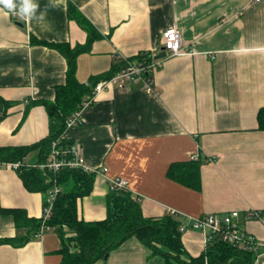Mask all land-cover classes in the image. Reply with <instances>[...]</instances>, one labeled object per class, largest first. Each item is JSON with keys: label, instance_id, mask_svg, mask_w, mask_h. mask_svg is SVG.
I'll list each match as a JSON object with an SVG mask.
<instances>
[{"label": "crops", "instance_id": "obj_1", "mask_svg": "<svg viewBox=\"0 0 264 264\" xmlns=\"http://www.w3.org/2000/svg\"><path fill=\"white\" fill-rule=\"evenodd\" d=\"M37 3L44 10L49 0ZM71 4L99 34L75 58L78 81L145 53L154 88L150 94L139 81L111 83L80 111L76 125L65 127L64 137L78 146L90 169L107 168L94 173L91 193L77 199V217L106 218L110 179L123 177L147 217L174 209L176 219L186 222L237 209L241 225L264 240V129L257 124L264 106V0H62L39 23L0 14V96L12 102L0 123L1 146L33 144L48 135L43 103L65 83L67 61L32 37L84 45L88 32L70 17ZM172 25L184 53L169 55L164 48L162 32ZM36 158L34 150L23 161ZM191 159L199 161V188L168 175L170 165ZM45 193L28 190L14 168L0 166V239L17 241L0 243V264L62 262L53 228L23 240L28 227H18L2 211L23 209L37 219ZM250 209L260 210L262 219L244 220ZM181 241L189 255L204 249L197 229L182 232ZM91 264H164V257L151 255L132 236Z\"/></svg>", "mask_w": 264, "mask_h": 264}, {"label": "trees", "instance_id": "obj_2", "mask_svg": "<svg viewBox=\"0 0 264 264\" xmlns=\"http://www.w3.org/2000/svg\"><path fill=\"white\" fill-rule=\"evenodd\" d=\"M69 14L88 32L84 45H74L71 48L64 43H49L32 37V41L60 51L67 61L65 83L55 88L53 100L43 103L49 118L48 135L33 144L0 145V163L21 162L16 171L28 190L46 192L54 180L60 186L61 191L53 200L51 214L46 221V224L52 226L60 236L61 247L58 249L62 256L60 264H91L102 259L112 248L121 245L125 239L132 236L147 246L151 250V255L163 256L164 264H204L205 260L208 264H251L255 253L235 247L221 240L219 235L213 236L201 253L189 255L181 241L180 221L171 214L151 218L145 216L142 214L139 201L132 196L128 187L109 191L106 198V218L94 221L78 218L77 199L91 193L95 174L81 169L63 168L53 175L50 171L33 168L28 162L23 161L24 157L37 150L36 162H45L50 151V143L56 139L60 146L72 147L74 143L63 135L68 117L80 107L85 96L92 94L93 86L98 81L110 78L124 64V61L118 63L119 65L116 64L109 72L90 77L86 83L79 82L75 74V58L79 53L86 52L90 42L99 34L72 4L69 6ZM135 58V61L131 59L136 63L150 62L145 53H140ZM145 74L151 75L147 71ZM11 104L12 102L0 96V123L7 115ZM257 124L259 129H264V106L260 107L257 113ZM198 168L199 161L191 159L189 162L172 164L167 171L175 181L199 188ZM45 205L44 200L43 206ZM2 211L11 213L18 227H28L23 240L37 234L42 222L41 216L37 219L28 217L23 209L18 208H2ZM3 242L17 243L14 239H0V243Z\"/></svg>", "mask_w": 264, "mask_h": 264}, {"label": "built area", "instance_id": "obj_3", "mask_svg": "<svg viewBox=\"0 0 264 264\" xmlns=\"http://www.w3.org/2000/svg\"><path fill=\"white\" fill-rule=\"evenodd\" d=\"M162 43L169 55L184 53L180 32L174 25L168 27L162 32ZM115 57H120V55L117 54ZM123 61L124 64L116 70L113 76L98 81L93 86L92 94L82 102L83 104L80 109L76 110L75 113L68 117L66 127L76 125L80 120V111L91 103L94 95L98 91H101L103 87L111 83L119 87H125L134 81H139L145 86V91L150 94L154 93V88L151 86L152 76L145 74V71L152 74V63H136L125 59ZM49 147L50 151L45 162H29L31 167H37L48 172L50 171L53 175L63 168L81 169L84 172L90 173H104L107 169L105 167L90 169L85 163L76 144H73L72 147L65 148L60 146L58 139H56L50 143ZM6 165L16 170L20 167L21 162L0 163V166L5 167ZM126 183L127 180L123 177L112 178L110 179L109 187L111 190L127 188ZM60 191V186L56 183V180H54L45 193L46 205L43 206V212L41 215L42 222L37 234H43L44 231L53 228L52 226H48L46 221L51 214L53 200ZM168 213L175 217L179 215V212L174 209H168ZM240 217L241 213L237 209L222 212H208V214L200 216H189L186 222H180L179 231L184 232L187 229H197L201 231L202 240L204 241V249L208 246L213 236L219 235L221 240H224L235 247L255 253L251 264H264V240L258 239L252 233H249L239 222ZM243 218L244 220H261L262 212L260 210L250 209L244 214ZM204 264H208L206 260Z\"/></svg>", "mask_w": 264, "mask_h": 264}, {"label": "clouds", "instance_id": "obj_4", "mask_svg": "<svg viewBox=\"0 0 264 264\" xmlns=\"http://www.w3.org/2000/svg\"><path fill=\"white\" fill-rule=\"evenodd\" d=\"M62 0H49L44 10H40L37 0H0V14H13L25 21H44L49 8L58 7Z\"/></svg>", "mask_w": 264, "mask_h": 264}, {"label": "water", "instance_id": "obj_5", "mask_svg": "<svg viewBox=\"0 0 264 264\" xmlns=\"http://www.w3.org/2000/svg\"><path fill=\"white\" fill-rule=\"evenodd\" d=\"M16 23H17L18 25L22 26V23H21V22L16 21ZM106 257H107V254L104 255L103 259H105Z\"/></svg>", "mask_w": 264, "mask_h": 264}]
</instances>
